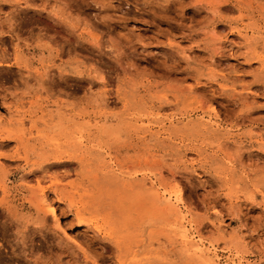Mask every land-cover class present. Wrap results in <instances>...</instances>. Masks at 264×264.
<instances>
[{"label":"rangeland","instance_id":"1","mask_svg":"<svg viewBox=\"0 0 264 264\" xmlns=\"http://www.w3.org/2000/svg\"><path fill=\"white\" fill-rule=\"evenodd\" d=\"M0 264H264V0H0Z\"/></svg>","mask_w":264,"mask_h":264},{"label":"bare ground","instance_id":"2","mask_svg":"<svg viewBox=\"0 0 264 264\" xmlns=\"http://www.w3.org/2000/svg\"><path fill=\"white\" fill-rule=\"evenodd\" d=\"M67 156H68V155H67ZM56 159L58 160V159H62V158H61L60 156H59V158H56V157H55V158H52V160H56ZM63 159H64V158H63ZM62 162H63V161H62ZM72 163H73V162H72ZM55 164H56V163H55ZM57 164H58V162H57ZM66 164H67V162H66ZM64 165H65V164H64ZM68 165H69V163H68ZM116 194H117V193H116ZM47 207H49V205H47ZM50 207H51V206H50ZM48 209H50V208H48ZM51 210H52V209H51ZM52 212H53V210H52ZM71 237H72V236H71ZM75 244L77 245V248H78L80 251H81V250H84L82 245H80L79 243H76V242H75ZM76 245H75V246H76ZM85 245H86V244H85ZM87 247H88V245H87ZM85 248H86V247H85ZM198 250H200V249H198ZM198 250H197V251H198ZM83 254H84V253H83ZM215 263H216V262H215Z\"/></svg>","mask_w":264,"mask_h":264}]
</instances>
